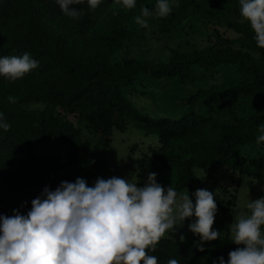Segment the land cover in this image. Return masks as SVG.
Segmentation results:
<instances>
[{
    "label": "trees",
    "instance_id": "1",
    "mask_svg": "<svg viewBox=\"0 0 264 264\" xmlns=\"http://www.w3.org/2000/svg\"><path fill=\"white\" fill-rule=\"evenodd\" d=\"M170 2L171 13L147 18L148 28L176 46L166 41L170 58L152 61L116 56L122 48L145 40L148 28L136 24L135 17L143 7L154 12L157 0H136L132 9L118 0H101L90 9L82 0L72 6L82 12L77 18L66 16L56 0H0V57L27 53L38 61L36 69L16 81L0 76V113L11 125L7 132L0 129V215H27L31 201L45 187L55 190L62 181L82 178L93 186L97 178L108 179L106 160L93 157L83 127L106 143L114 129L124 131L134 122L160 138L159 146L143 153L139 169H175L172 187L177 192L194 184L196 168H226L236 175L216 201L213 228L226 234L221 249L203 246L201 252L198 245L164 237L149 254L158 264L170 258L179 264L228 260L229 252L238 247L229 241L228 232L241 179L264 180V153L246 151L258 145V129L264 124V49L241 17L239 0ZM191 28L204 31V45L184 42ZM197 69L220 78L187 99L191 104L202 99V112L191 109L177 119L152 117L125 95L126 89L135 90L133 84L142 76L178 77L186 83L201 76ZM9 96L16 102L10 103ZM45 140L70 146L67 159L35 154V145Z\"/></svg>",
    "mask_w": 264,
    "mask_h": 264
},
{
    "label": "clouds",
    "instance_id": "2",
    "mask_svg": "<svg viewBox=\"0 0 264 264\" xmlns=\"http://www.w3.org/2000/svg\"><path fill=\"white\" fill-rule=\"evenodd\" d=\"M62 12L71 18L82 12L73 5L82 0H56ZM101 0H87L90 9ZM127 9L136 0H118ZM240 14L250 24L259 48L264 49V0H239ZM170 0H157L155 10L147 7L135 17V23L148 28L147 18L166 17L172 11ZM38 67L29 54L0 57V76L11 81L23 78ZM8 101L16 99L9 96ZM11 125L0 113V129ZM256 143L264 142V124L259 126ZM157 173L150 172L144 186L112 176L97 178L88 186L82 178L62 181L51 190L45 187L31 201L27 215H0V264H158L149 254L167 234H175L186 220L195 217L189 231L200 237L198 250L205 242L220 239L214 230L217 203L207 189L177 192L157 183ZM247 213L238 215L229 226L231 241L238 247L220 257L218 264H264V197L249 200ZM184 236H180L181 242ZM167 264H179L169 259ZM213 264H217L216 261Z\"/></svg>",
    "mask_w": 264,
    "mask_h": 264
},
{
    "label": "rangeland",
    "instance_id": "3",
    "mask_svg": "<svg viewBox=\"0 0 264 264\" xmlns=\"http://www.w3.org/2000/svg\"><path fill=\"white\" fill-rule=\"evenodd\" d=\"M204 29V27H202ZM204 31L189 29V33H185L183 38L187 44V40L196 41L197 44H205V38H202ZM205 36V35H204ZM145 40L137 41L130 48H122L118 51L116 59L120 60L125 56L138 57L148 60L167 61L170 58V50L165 46L166 41L169 45L176 46L173 40L162 38L161 32L148 28L145 31ZM183 41V40H182ZM179 42V41H177ZM198 75L194 81L186 83L180 81L178 77L171 78H151L142 76L136 80L133 86L135 90H125V95L134 107L141 110L152 117H170L179 118L184 113L194 109L202 112L205 106L202 99L195 104H191L187 99L194 94L199 88H204L212 83L220 81L219 75L210 70L197 69ZM42 106V104H39ZM75 120L74 115L69 116ZM84 137L90 140L92 144L93 157L95 159L104 158L106 160V176L108 178L117 176L123 179H129L138 182V186H144L150 172L157 173V183L164 188L174 186L177 180V171L175 169H160L159 166L149 170H140L139 164L142 161L144 152L160 145V138L155 132L145 131L138 127L134 122H129L127 129L124 131L114 129L113 134L107 139L106 143H99V137L96 133H90L83 127ZM135 145L137 147L132 149ZM71 151L70 146L56 140H45L39 142L34 147V152L40 156L52 157L61 156L67 159ZM246 151L251 154L264 153V146L250 145L246 147ZM234 173L230 169L221 168L211 170L207 168H196L197 180L194 184L184 189L188 191L190 198L195 203L194 193L197 189L203 188L212 192L217 201L221 189L229 185ZM182 191V192H183ZM264 197V180L253 179L244 176L238 187L236 205L233 211V219L240 215L246 214V205L249 200H256ZM195 217L186 220L182 228H178L172 236L167 234L165 237L181 241L180 236H184L185 243L194 245L200 244V237L189 231L188 225L194 222ZM233 220V221H234ZM220 239L211 242H205L204 247L221 249L225 244V232L221 229ZM228 239L231 241L230 230Z\"/></svg>",
    "mask_w": 264,
    "mask_h": 264
}]
</instances>
